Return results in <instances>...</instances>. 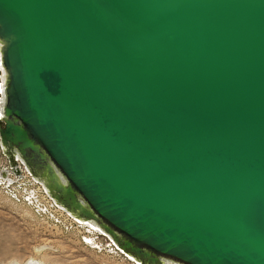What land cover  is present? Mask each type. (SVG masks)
<instances>
[{
    "label": "water",
    "instance_id": "95a60500",
    "mask_svg": "<svg viewBox=\"0 0 264 264\" xmlns=\"http://www.w3.org/2000/svg\"><path fill=\"white\" fill-rule=\"evenodd\" d=\"M0 57V180L136 264H264V0H0Z\"/></svg>",
    "mask_w": 264,
    "mask_h": 264
},
{
    "label": "rangeland",
    "instance_id": "374dc122",
    "mask_svg": "<svg viewBox=\"0 0 264 264\" xmlns=\"http://www.w3.org/2000/svg\"><path fill=\"white\" fill-rule=\"evenodd\" d=\"M17 189L0 185V264H37L29 259L45 264H133L109 249L103 237L95 241L100 248L88 246L85 238L96 239V233L88 234L73 222L57 223L52 213L39 214ZM38 196L43 203V195Z\"/></svg>",
    "mask_w": 264,
    "mask_h": 264
},
{
    "label": "built area",
    "instance_id": "2783aa9c",
    "mask_svg": "<svg viewBox=\"0 0 264 264\" xmlns=\"http://www.w3.org/2000/svg\"><path fill=\"white\" fill-rule=\"evenodd\" d=\"M17 167H18V170L21 173V179H17L16 177H14V175H12L10 173L9 176H8V178L11 180L12 183H7V182H4V181L0 180V185L1 186H4L5 188L18 187L17 190H19V193H20L19 194V197L22 198L23 200H25L27 203H30L31 205H33L36 208V211L39 214L52 213L53 216H54V219H55V221L57 223H59L60 220H63L65 222L66 221L73 222V219L67 213H65L62 209H60L59 207H57L52 202V200L45 193V191L42 188V186L40 184L36 183L30 177V175L26 172V170H25L24 166L22 165V163H20L18 161V166ZM7 169H9V167H8V161L2 155L1 156V159H0V171L7 170ZM32 187H36V188H38L40 190V194L44 196V198H43L44 205L43 204L40 205L39 200H37L36 197H33L32 196L33 193H29L28 194L29 191L27 189H30ZM75 225H77V224H75ZM77 226H79V225H77ZM80 227H82V226H80ZM86 233H88V232L86 231ZM100 237H103V236L96 234V239L94 237V241H96L97 238H100ZM84 241L86 242V240H84ZM87 245L88 246H91V244H89V243H87ZM96 248H98V246H96ZM109 249H111V248H109ZM116 252H117V250H116ZM125 259H127V258H125Z\"/></svg>",
    "mask_w": 264,
    "mask_h": 264
},
{
    "label": "bare ground",
    "instance_id": "6f19581e",
    "mask_svg": "<svg viewBox=\"0 0 264 264\" xmlns=\"http://www.w3.org/2000/svg\"><path fill=\"white\" fill-rule=\"evenodd\" d=\"M0 61H1V57H0ZM0 71H1V79H0V94H1V96H0V119L3 117L2 116V108H3V103H4V101H5V93H4V84H5V82H6V74H5V72H4V70L1 68V62H0ZM29 192H28V194L29 193H33V197H36L37 198V200H39V196L38 195H41L40 194V192L38 193V190H34V189H32V188H30V189H27ZM41 198H44L43 196H40ZM39 203H40V205L41 204H43L42 202H40V200H39ZM44 205V204H43ZM73 222L75 223V224H77V225H79V226H82L89 234H98V235H101L99 232V230L97 229V227H95V225H84V224H82V223H80V222H78V221H76V220H73ZM92 238H93V236H92ZM92 238H85V240H86V243H89V244H91V245H94V246H99V248L101 247V245H99V244H97L95 241H94V239H92ZM105 238V237H104ZM106 239V238H105ZM88 240V241H87ZM92 240H93V243L94 244H92ZM108 243L110 244V246H111V249L116 253V254H118V255H122L119 251H117L116 252V249L114 248V246L110 243V241L108 240ZM39 252V251H38ZM45 253V252H44ZM123 256V255H122ZM40 257V256H39ZM123 258L125 259V257L123 256ZM127 261H129V262H131V263H133V264H136L134 261H132V260H130V259H126ZM29 262H32V263H34V262H37V264H45L44 262H42L41 260L40 261H38L37 259H29ZM51 262V261H50ZM52 263V262H51ZM20 264H25V263H20ZM163 264H172V263H166V262H163Z\"/></svg>",
    "mask_w": 264,
    "mask_h": 264
}]
</instances>
